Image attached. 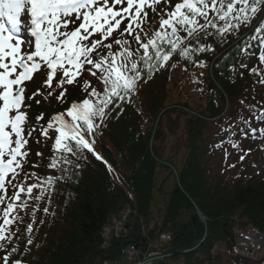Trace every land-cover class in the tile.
Instances as JSON below:
<instances>
[{"label":"trees","instance_id":"trees-1","mask_svg":"<svg viewBox=\"0 0 264 264\" xmlns=\"http://www.w3.org/2000/svg\"><path fill=\"white\" fill-rule=\"evenodd\" d=\"M144 17L122 42L91 48L77 82L59 84L60 98L61 90L46 94L32 109L43 126L19 157V182L10 184L20 204L0 234V251L9 254L0 253V264H136L150 254L151 264H264V252L256 262L235 252L236 234L264 238V178L251 173L254 159L239 162L233 179L211 175L212 157L249 140L234 132L244 123L221 127L226 105L245 103V124L257 123L249 115L261 104L264 0H164ZM57 113L73 132L52 119ZM165 139H173L165 163L177 177L159 208L154 177ZM57 154L66 158L59 165L51 161ZM77 156L81 163L64 171ZM125 205L123 233L105 240ZM129 246L137 256L128 263Z\"/></svg>","mask_w":264,"mask_h":264},{"label":"rangeland","instance_id":"rangeland-1","mask_svg":"<svg viewBox=\"0 0 264 264\" xmlns=\"http://www.w3.org/2000/svg\"><path fill=\"white\" fill-rule=\"evenodd\" d=\"M117 1L118 0H82V3L86 7H91L92 9L95 8V9L101 11L103 13V17H105L106 15H104V13H108L107 3L111 4V3H116ZM78 13H76L77 14L76 16L64 17L65 15H62L58 19L56 17V19L58 20V23H56V24H58V25H56L55 27L48 25L44 31L45 36H48L49 32H52L51 29L53 27H54V29H53L54 34L56 36H59L60 38H63L67 35L73 34L74 22L79 21L78 26H81V24H83L82 14H78ZM47 29H49V30H47ZM72 37L74 38V37H78V36H77V34H73ZM1 48H2V46H0V73H5V74L10 73V74H13V76H15V77H16V75H17V77H19L20 76V69L18 68L17 65H18L19 61H21V60H26L25 61L26 64L33 66L34 69L37 70V72L39 70L40 71L43 70V68H44L43 65H45V66L48 65L46 63V61L42 62V61H40V59L37 58V56L43 52V51L40 52L39 49L38 50H32V51L28 52V48H25L22 46L19 49L20 50L19 53H17L12 58L11 56L7 55L8 47H5V49H1ZM53 49L54 48L52 46H48L44 50H47L48 52H50V51H53ZM42 55H44V52ZM63 70H64V75H65V78H66L68 84H74V82H77L78 76H77V73L74 69H72L70 67H64ZM34 82H37V81H34ZM19 85L20 84H18L17 86H15L13 88V90H12L13 96H12V101L10 103L11 105L9 106V108H5L6 106L3 104V96H4V94H7L5 91L9 87L7 88L5 86H2L0 83V126H1V123H3V121H5V119L13 120L14 114H15L14 112H20V114H21V109L19 111H14L16 108L13 105H16L18 103V101L23 103V100H24L23 96L30 97L31 95H33L32 91H27V89L25 87L26 85H20V86ZM175 95L176 94H174V96H173L172 94L170 95V93H169V95H168L169 100L171 99V96L175 97ZM31 97H33L32 100H30L32 109L35 108V106H41L43 104V102L46 101V96H45V93H43V92L36 95V96H31ZM173 101H175V100H173ZM22 107H23V105H22ZM27 107L30 108L29 106H27ZM4 111L6 112L5 114H4ZM225 112H226L225 113L226 115H225V117L221 123V127H223V129L225 127H227V128L235 127L236 121H239V119H241L243 117V114L246 111L244 110V106H242L241 103L239 105H235V106H234V104L229 103L225 107ZM233 113H234L235 118L231 119L230 115L233 116ZM11 125H12V123H10V126ZM210 127L213 131L220 130L219 126L216 124H214ZM262 128H264V127H262ZM256 129L258 130V134L256 135L255 138L253 137L254 141L252 143V146H253L252 151L255 152L256 155L250 154V155H247V157H246L247 153L245 154L243 152L236 151L238 149H234V151H232L231 153L229 152L230 156L227 159H226V155H227L226 153L218 154L215 157L211 158V162L213 165L212 174H211L212 176H214V175L225 176L226 175L227 176L226 178H228V179L232 178L233 179L236 176V173L238 171L239 162L243 158H247V160H249V161H252V159H254L253 162H255V166H254V168L251 169V173L256 175L257 178H259V179L264 178V132L261 131V128L259 126H257ZM246 130L247 129L244 127H239L237 129V134L241 136L247 132ZM6 132H7V130H5V132L3 133V136H2L3 139L1 138L2 141L0 144V155L5 150L4 146H2V145H3V143H5V140H6V136H7ZM259 136H260L261 140H258ZM172 141H173V139H168V140L165 139V140H163L164 143L160 142V140L158 142L159 144L162 143L163 145L166 146L165 154L162 156L161 162H160L162 165L156 166L157 168H156L155 177H154L155 184H154V190H153V196H154L153 201H155L159 204L158 205L159 208H161V206L163 204V200L167 199V197H168L167 194H169L171 192V190L173 188V184L175 183V180L172 177L171 171L167 172V170H165V168L163 167L164 164H167L165 162H169L168 157H169L170 153H172V154L174 153V148L172 147ZM103 144L104 145L107 144L108 147L111 149V146L107 140H104ZM159 144H157V145L159 146ZM31 145H32V143H31ZM168 146L171 148H169ZM17 149H19V148H17ZM96 153H98V152H96ZM79 158H80V156H77L76 158H74L73 160L68 162V165L64 166L65 167L64 171H67L68 168L71 169L72 167H75L76 163H81ZM52 160H53V162L58 161V162H54V163L59 165V163L64 162L66 160V158L63 157V155H61V154H57L55 157H51V161ZM176 160H178L177 163L179 165L180 154L177 156V158L174 161L176 162ZM3 161H4V159H3ZM0 164H1V162H0ZM176 166H177V164H176ZM235 166L237 167L236 170H235ZM4 167L5 166H3V165L0 166V176L1 177L5 172H7L6 168H4ZM40 189L41 190L39 192H40V195H42L44 193V186H42V188H40ZM27 190H28V197H29V189H27ZM30 200H31V198H28V201H30ZM124 207L129 208L130 206L125 205ZM50 209H51V207H50ZM124 209L125 208H123L119 212V214H117L119 217L125 215ZM129 210H130V208H129ZM32 212H34V210H32ZM158 213L159 212L156 211V209H154V212L152 213V216H154V217H153L152 221L149 222V224H148V226L150 225L149 227H151L152 224H154V222L157 221ZM31 215H34V213H31ZM117 215L115 217H111L110 227L105 229V231H104V237L106 240L109 239L110 235L117 234V236H118L122 232V231H120L119 226H117V225L115 226V223H117V224L123 223V222H121L120 219H118L119 217H117ZM200 220L204 221L205 219L200 217ZM28 221H30V219ZM31 221H32V223H36L34 221V218H32ZM114 226H115V228H114ZM27 227H28V224L26 225V229H27ZM144 233H145V230H144ZM245 235L248 236L251 234L247 233ZM238 239H239L238 243L242 244L243 246L245 245L246 248L248 247L249 250L254 248L252 246L254 244L253 242L245 241V240L241 239L240 237H238ZM258 248H259L258 250L255 249V251H253L254 254L251 252L252 255H259V256L263 255V252H264V242L263 241H261L259 243ZM10 251H12V250L11 249L8 250V253ZM126 251H127V249H126ZM127 252L131 256V257H127L128 259H126L127 262L129 263V262H131V260H133V258H132L133 256L136 257L137 252L135 251L134 254H132L129 250ZM0 253L3 254L1 251H0ZM3 255L5 257H7L9 254H6V255L3 254ZM33 255H34V253L32 254V256ZM125 255H126V252H125ZM4 264H5V262H4Z\"/></svg>","mask_w":264,"mask_h":264},{"label":"bare ground","instance_id":"bare-ground-1","mask_svg":"<svg viewBox=\"0 0 264 264\" xmlns=\"http://www.w3.org/2000/svg\"><path fill=\"white\" fill-rule=\"evenodd\" d=\"M20 3L22 4V3H23V1H22V0H20V1H19V4H20ZM27 30H28V29H27ZM27 33H28V32H27ZM27 33H26V34H27ZM27 35H28V34H27ZM249 238H250V239H251V238H252V239H257V238H256L254 235H251V236H249Z\"/></svg>","mask_w":264,"mask_h":264}]
</instances>
